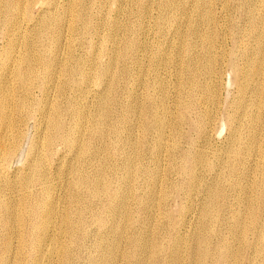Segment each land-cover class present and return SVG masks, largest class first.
<instances>
[{
	"label": "rangeland",
	"instance_id": "obj_1",
	"mask_svg": "<svg viewBox=\"0 0 264 264\" xmlns=\"http://www.w3.org/2000/svg\"><path fill=\"white\" fill-rule=\"evenodd\" d=\"M58 1H23L24 11L13 13L21 18L15 26L21 29L8 36L5 49L0 40V72L6 74L0 96L14 116L20 115L19 100L23 117L32 110L20 127L13 118L2 131L0 156L14 144L17 151L0 161V199L10 202L16 220L6 228L0 207V259L16 264L35 259L38 264H264V0ZM25 54L32 62L41 58L42 80L27 82L34 85L36 104L25 98L14 76L25 68ZM105 92L108 97L102 98ZM55 107L60 127L51 130ZM95 120L102 121L100 126ZM254 123L262 126L251 129ZM29 175L36 180L25 188L21 183ZM45 187V205L54 211L50 224L41 228L49 238L37 248L40 229L19 218ZM25 231L33 236H19Z\"/></svg>",
	"mask_w": 264,
	"mask_h": 264
},
{
	"label": "bare ground",
	"instance_id": "obj_2",
	"mask_svg": "<svg viewBox=\"0 0 264 264\" xmlns=\"http://www.w3.org/2000/svg\"><path fill=\"white\" fill-rule=\"evenodd\" d=\"M23 1L25 2V0H0V6H2V10L0 9V40L1 41H3V45H2V47L5 49V46H4V44H5V41L6 40H8V36H13L14 34H15V32H16V28H15V26L17 25V23H18V21L19 20H17V18L18 17H16V15H14V14H16V13H19L20 11H24V3H23ZM30 1H32V0H30ZM46 1H50L49 3H48V5L49 4H51V2H53V3H55V0H46ZM58 1V0H57ZM72 1V0H71ZM229 1V0H228ZM39 2V1H38ZM73 2H75V0L73 1ZM89 2V1H88ZM161 2V1H160ZM166 2H168V1H166ZM166 2H164V3H166ZM172 2V1H171ZM170 2V3H171ZM30 3V2H29ZM40 3V2H39ZM163 3V2H162ZM170 3H168V4H170ZM227 3V2H226ZM229 3V2H228ZM32 4V3H31ZM88 4V3H87ZM167 4V3H166ZM165 4V5H166ZM196 4V3H195ZM248 4V3H247ZM30 5V4H29ZM38 5V4H37ZM41 5H43V4H41ZM58 5H59V1H58ZM164 5V4H163ZM172 5V4H171ZM222 5H224V4H222ZM228 5V4H227ZM56 6V5H55ZM85 6H87V5H85ZM168 6V5H167ZM166 6V7H167ZM196 5H194V7H195ZM201 6V5H200ZM203 6V5H202ZM201 6V7H202ZM49 7V6H48ZM169 7V6H168ZM198 7V6H197ZM196 7V8H197ZM247 7V6H246ZM30 8V7H29ZM86 8V7H85ZM202 8H204V7H202ZM205 8H206V6H205ZM224 8V7H223ZM27 9H28V7H27ZM42 9V8H41ZM52 9V8H51ZM58 9V8H57ZM77 10H79V13L81 14V13H83V12H81V8L80 7H78V5H77V8H76ZM87 9V8H86ZM147 9V8H146ZM162 9V8H161ZM160 9V10H161ZM169 9H172V8H169ZM169 9H164V12H165V10L167 11H169ZM188 9V8H187ZM200 9V8H199ZM209 9V8H208ZM211 9V8H210ZM225 9V8H224ZM226 9H227V7H226ZM246 9V8H245ZM248 9V8H247ZM250 9V8H249ZM44 10H48L47 8H45ZM56 10V9H55ZM85 10V9H84ZM196 10V9H195ZM207 10V9H206ZM26 11V10H25ZM40 11V10H39ZM86 11V10H85ZM147 11V10H146ZM163 11V10H162ZM192 11H194V9H192ZM205 11V10H204ZM208 11V10H207ZM55 12V11H54ZM88 12V11H87ZM183 12V11H182ZM186 12V11H185ZM189 12V11H188ZM210 12V11H209ZM208 12V13H209ZM218 12V11H217ZM245 12H247V10L245 11ZM14 13V14H13ZM25 13V12H24ZM39 13V12H38ZM47 13V12H46ZM78 13V14H79ZM89 13V12H88ZM145 13H147V12H145ZM187 13V12H186ZM211 13H213V12H211ZM249 13V12H248ZM10 14H12V17H10ZM78 14H76L75 15V18H79V16H78ZM79 14V15H80ZM83 14H85V13H83ZM82 14V15H83ZM183 14V13H182ZM19 15H20V13H19ZM18 15V16H19ZM51 15V14H50ZM146 15V14H145ZM163 15L165 16L166 15V13L164 14L163 13ZM184 15H185V13H184ZM213 15V14H212ZM248 15V14H247ZM37 16H39V15H37ZM84 16V15H83ZM171 16V15H170ZM189 16V15H188ZM207 16V19L209 18L208 17V14L206 15ZM210 16V15H209ZM20 17V16H19ZM42 17V16H41ZM91 17V16H90ZM161 17H162V15H161ZM160 17V18H161ZM169 17V16H168ZM23 18V17H22ZM144 18H146L145 16H144ZM164 18V17H163ZM162 18V19H163ZM166 18V17H165ZM172 18V17H171ZM205 18V17H204ZM18 19H20L21 20V18H18ZM36 19H37V17H36ZM42 19V18H41ZM40 19V20H41ZM167 19V18H166ZM187 19V18H186ZM207 19L205 20V21H207ZM214 19V18H213ZM27 20V19H26ZM34 20V19H33ZM44 20V19H43ZM42 20V21H43ZM90 20V19H89ZM158 20V19H157ZM160 20V19H159ZM159 20H158V22H159ZM188 20H189V17H188ZM193 20V19H192ZM50 21V20H49ZM163 21V20H162ZM170 21H171V19H170ZM169 21V22H170ZM184 21V20H183ZM22 22V21H21ZM30 22V21H29ZM31 22H33V21H31ZM39 22V21H38ZM41 22V21H40ZM45 22V21H44ZM89 22V21H88ZM87 22V23H88ZM165 22V21H164ZM185 22V21H184ZM214 22V21H213ZM162 23V22H161ZM186 23V22H185ZM185 23H183V24H185ZM207 23V22H206ZM23 24V23H22ZM30 24H32V23H30ZM37 24V23H36ZM166 24V23H165ZM168 24V23H167ZM213 24V23H212ZM43 25H44V23H43ZM84 25H85V23H84ZM83 25V26H84ZM92 25V24H91ZM187 25V24H186ZM185 25V26H186ZM18 26V25H17ZM16 26V27H17ZM32 26V25H31ZM35 26V25H34ZM42 26V25H41ZM46 26H47V23H46ZM45 26V28H47ZM50 27H51V25H49ZM82 26V27H83ZM142 26V25H141ZM184 26V25H183ZM192 26V25H191ZM20 26H18V28H19ZM22 27V26H21ZM33 27V26H32ZM39 27H40V24H39ZM44 27V26H43ZM89 27V26H88ZM88 27H87V30L86 31H88ZM91 27V26H90ZM175 27V26H174ZM143 28V27H142ZM178 28V27H177ZM184 28V27H183ZM193 28H194V26H193ZM21 29V28H20ZM19 29V30H20ZM23 29H25V28H23ZM37 29V28H36ZM40 29V28H39ZM95 29V28H94ZM19 30H17V32L19 31ZM41 30V29H40ZM43 30V29H42ZM142 30V29H141ZM140 30V31H141ZM178 30V29H177ZM180 30H182V29H180ZM180 30H178V31H180ZM191 30V29H190ZM193 30V29H192ZM243 30V29H242ZM262 30V29H261ZM34 31H36V30H34ZM33 31V32H34ZM39 31V30H38ZM47 31H48V29H47ZM85 31V30H84ZM173 31V30H172ZM172 31H171V33H172ZM183 32L185 31V30H182ZM125 32V31H124ZM138 32V31H137ZM177 32V31H176ZM197 32V31H196ZM195 32V33H196ZM45 33H46V30H45ZM17 34V33H16ZM24 34H25V32H24ZM139 34V33H138ZM137 34V35H138ZM176 34V33H175ZM182 34V33H181ZM194 34V33H193ZM197 34V33H196ZM260 34H263V31L262 32H260ZM20 35V34H19ZM18 35V36H19ZM136 35V36H137ZM144 35V34H143ZM199 35H201V34H199ZM203 35H205V34H203ZM202 35V36H203ZM43 36V35H42ZM141 36V35H140ZM184 36H185V34H184ZM192 36V35H191ZM190 36V37H191ZM206 36H208V35H205V37ZM15 37H16V35H15ZM41 37V36H40ZM92 37V36H91ZM135 37V36H134ZM170 37H172V36H170ZM179 37V36H178ZM201 37V36H200ZM234 37H235V35H234ZM14 38V37H13ZM202 38V37H201ZM209 38V37H208ZM134 39V38H133ZM138 39V38H137ZM176 39V38H175ZM135 40V39H134ZM169 40V39H168ZM171 40V39H170ZM179 40V39H178ZM208 39H206V41H207ZM132 41V40H131ZM203 42V41H202ZM172 43V42H171ZM179 43V42H178ZM207 43V42H206ZM141 44V43H140ZM143 45V44H142ZM171 45H174V42H173V44H171ZM186 45V44H185ZM177 46V45H176ZM189 46V45H188ZM187 46V47H188ZM139 47V46H138ZM171 47V46H170ZM186 47V48H187ZM2 48V49H3ZM141 48H142V46H141ZM172 49V48H171ZM206 49V48H205ZM130 50V49H129ZM139 50H140V48H139ZM186 50V49H185ZM189 50V49H188ZM204 50V49H203ZM120 51V50H119ZM169 51V50H168ZM118 52V51H117ZM140 52H143V51H140ZM203 52H205V51H203ZM119 53V52H118ZM128 53V52H127ZM138 53V52H137ZM172 53V52H171ZM205 53H207V52H205ZM1 55H3V54H1ZM6 55V54H5ZM116 55V54H115ZM207 55V54H206ZM112 56H113V54H112ZM119 56V55H118ZM126 56H128V55H126ZM42 57V56H41ZM204 57H205V55H204ZM192 58V57H191ZM195 58V57H194ZM206 58V57H205ZM208 58V57H207ZM21 59V58H20ZM116 59V61H117V58H115ZM190 59V58H189ZM204 59V58H203ZM42 60H43V58H42ZM84 59H82V61H83ZM110 60V59H109ZM141 60V59H140ZM139 60V61H140ZM192 60V59H191ZM195 60V59H194ZM200 60V59H199ZM207 60V59H206ZM17 61H19V60H13V63H15V62H17ZM21 61V60H20ZM47 61H49V60H47ZM77 61V60H76ZM80 61V60H79ZM138 61V62H139ZM209 61V60H208ZM207 61V62H208ZM84 62V61H83ZM112 61H109V63L107 62L106 64H109V66H111V63ZM159 62V61H158ZM188 62H189V60H188ZM187 62V63H188ZM205 62V61H204ZM21 63H25L26 64V66H25V68H23L22 70L21 69H17L16 71H15V73H14V76H15V79H16V81L21 85V87H22V89L24 90V93H25V98H28V100H29V103L30 104H36L34 101H35V96H34V91H33V88H34V85H30L29 87H27V82L28 81H30V80H37L38 81V79H40V80H42V78H40L39 77V72L37 71L38 69V67L39 66H37L38 64H41L42 65V63H41V58L40 57H38V58H36L33 62H32V60H31V58L29 57V55L28 54H25L23 57H22V61H21ZM75 63V62H74ZM116 63V62H115ZM140 63V62H139ZM138 63V64H139ZM191 63V62H190ZM207 64V63H206ZM206 64H204V65H206ZM45 65V64H44ZM69 65H71V64H69ZM72 65H74V64H72ZM115 65V64H114ZM190 65V64H189ZM16 66V65H15ZM19 67H20V65H18ZM47 66H49L48 64H47ZM53 66V65H52ZM113 66V65H112ZM43 67V66H42ZM41 67V68H42ZM45 67V66H44ZM43 67V68H44ZM77 67V66H76ZM108 67V66H107ZM106 67V68H107ZM120 67V66H119ZM155 67V66H154ZM160 67V66H159ZM190 67V66H189ZM195 67V66H194ZM203 67V66H202ZM7 68V67H6ZM47 67H45V69H46ZM121 68V67H120ZM8 69V68H7ZM83 69V68H82ZM187 69V68H186ZM204 69V68H203ZM80 70H81V68H80ZM207 70V69H206ZM205 70V71H206ZM72 71V70H71ZM70 70L68 71L69 72V75H70V77H72V75H73V71L71 72ZM105 71V70H104ZM186 71V70H185ZM204 71V70H203ZM4 72V71H3ZM6 72L8 73V71L6 70ZM77 72H79V71H77ZM77 72H75V73H77ZM83 72V71H82ZM191 73V72H190ZM78 74V73H77ZM79 74H80V76L81 75H84V74H81L80 72H79ZM193 75H194V73H193ZM196 75V74H195ZM77 76V75H76ZM113 76V75H112ZM111 76V77H112ZM137 76V75H136ZM8 77V76H7ZM84 77H86V76H84ZM110 77V78H111ZM80 78H82V76L80 77ZM79 78V79H80ZM194 78V77H193ZM2 79H4V81H2ZM78 79V80H79ZM85 79V78H84ZM158 79V78H157ZM188 79V78H187ZM196 79V78H195ZM197 79H199V78H197ZM50 80V79H49ZM71 80H72V78H71ZM112 80V79H111ZM188 80H191V79H188ZM2 81V82H1ZM81 81V80H80ZM85 81V80H84ZM109 81V80H108ZM5 82H6V74L5 73H2V72H0V86H3L4 84H5ZM50 82V81H49ZM71 82V81H70ZM193 82H194V80H193ZM193 82H191V83H193ZM199 82V81H198ZM45 83V82H44ZM109 83H111V82H109ZM108 83V84H109ZM154 83V82H153ZM189 83H190V81H189ZM201 83V82H200ZM151 84H152V82H151ZM195 84V86L197 85L196 84V82L194 83ZM49 85V84H48ZM51 85V84H50ZM49 85V87H51ZM110 85V84H109ZM44 86V85H43ZM201 86H203V85H201ZM204 86H206V85H204ZM46 87V86H45ZM88 87V86H87ZM86 87V88H87ZM152 87V86H151ZM192 87H194V86H192ZM189 88V87H188ZM201 88V87H200ZM207 88V87H206ZM108 89V88H107ZM107 89H105V90H107ZM109 89H110V87H109ZM108 89V90H109ZM203 89V88H202ZM38 90H39V88H38ZM152 90V89H151ZM208 90V89H207ZM206 90V91H207ZM45 91V90H44ZM149 91H150V89H149ZM190 91H191V89H190ZM205 91V92H206ZM42 92H43V90H42ZM46 92V91H45ZM107 92H109V91H107ZM146 92V91H145ZM194 92V91H193ZM200 92H201V90H200ZM203 92V91H202ZM207 92H209V91H207ZM211 92V91H210ZM0 93H1V88H0ZM45 94V93H44ZM86 94V93H85ZM105 95H102L101 97L103 98V96H105V97H108V96H106V92L104 93ZM147 94V93H146ZM192 94V93H191ZM197 94H199V93H197ZM201 94V93H200ZM199 94V95H200ZM207 94H210V93H207ZM206 94V95H207ZM37 95V94H36ZM39 95V94H38ZM108 95V94H107ZM137 95V94H136ZM202 95V94H201ZM200 95V96H201ZM204 95V94H203ZM146 96V95H145ZM148 96V95H147ZM146 96V97H147ZM208 96V95H207ZM206 96V97H207ZM42 97V96H41ZM138 97H139V95H138ZM140 97H141V95H140ZM139 97V98H140ZM145 97V98H146ZM202 97V96H201ZM150 98H151V96H150ZM160 98V97H159ZM162 98V97H161ZM106 99V98H105ZM135 99H136V97H135ZM43 100V99H42ZM69 100V99H68ZM81 101V100H80ZM102 101H104L103 99H102ZM43 102V101H42ZM82 102V101H81ZM100 102H101V100H100ZM83 103V102H82ZM85 103V102H84ZM104 104V103H103ZM45 105H46V103L44 102V103H41V104H39L38 105V108H40V110H41V108L42 109H44L45 108ZM57 105V104H56ZM59 105V104H58ZM80 105V104H79ZM82 105H84V104H82ZM86 105H87V103H86ZM102 104H100V105H98L99 106V109L98 110H100L101 108H100V106H101ZM81 106V105H80ZM95 106V105H94ZM97 106V107H98ZM48 106H46V108H47ZM50 107H54V106H50ZM76 107V106H75ZM78 107V106H77ZM76 107V108H77ZM96 107V108H97ZM126 107V106H125ZM24 108H25V106H24V103H23V101L22 100H19V102H18V113L20 114L19 116H14L13 114H12V112L9 110V108H8V106H7V104H6V102H5V100L0 96V143L2 142V131H3V127L8 123V125L10 126L11 124H10V120L11 119H13V118H15V119H17L18 120V127H20V123H22V122H24V120L25 119H27V118H30V116H31V114H32V110H31V113H28L27 114V116L26 117H23L22 116V112H23V110H24ZM51 108V109H52ZM138 108V107H137ZM72 109V108H71ZM94 109V108H93ZM197 109V108H196ZM52 110H54V113H53V116H52V118L51 117H49V118H51V120H52V125H51V130H54V129H57L58 127H60V125H59V118H60V112H59V110L60 109H57L56 107H55V109H52ZM67 110V109H66ZM85 110V109H84ZM87 110V109H86ZM97 110V109H96ZM137 110V109H136ZM140 110V109H139ZM79 111V110H78ZM94 111V110H93ZM92 111V112H93ZM102 111H103V109H102ZM83 112V111H82ZM81 112V113H82ZM95 112V111H94ZM104 112V111H103ZM103 112H98V113H103ZM140 113H141V111H139ZM41 113H45L46 114V111H41ZM61 113H63V112H61ZM74 113V112H73ZM95 113H97V112H95ZM151 113V112H150ZM149 113V114H150ZM49 114H51V113H49ZM67 114V113H66ZM75 114H78V113H75ZM84 114V113H83ZM94 114V113H93ZM92 114V115H93ZM144 114V113H143ZM62 115H64V114H62ZM74 115V114H73ZM78 115H80V114H78ZM90 115V114H89ZM91 115V116H92ZM98 115V114H97ZM96 115V118L99 116V117H101L100 115H98L97 116ZM75 116V115H74ZM94 116V115H93ZM140 116H141V114H140ZM144 116V115H143ZM36 117V116H35ZM41 117V116H40ZM44 117H46V116H44ZM48 117V116H47ZM66 117V116H65ZM77 117V116H76ZM86 117V116H85ZM85 117H83V120H84V118ZM88 117V116H87ZM86 117V118H87ZM138 117V116H137ZM136 117V118H137ZM145 117V116H144ZM79 118V117H78ZM35 119V118H34ZM48 119V118H47ZM74 119V118H73ZM77 119V118H76ZM95 119V118H94ZM138 119H140V118H138ZM36 120H37V118H36ZM61 120V119H60ZM71 120H72V117H71ZM104 120V119H103ZM145 120V119H144ZM147 120V119H146ZM152 120V119H151ZM32 121V120H31ZM44 121V120H43ZM73 121V120H72ZM76 121V120H75ZM95 122H97V123H99L98 121H96L95 120ZM94 122V123H95ZM35 123V122H34ZM44 123V122H43ZM46 123V122H45ZM97 123L96 124H93V126L95 125H97ZM100 123H102V121L100 122ZM100 123H99V126H100ZM36 124V123H35ZM41 124H42V122H41ZM61 124V123H60ZM114 124V123H113ZM116 124H118V123H116ZM40 125V124H39ZM49 125V124H48ZM71 125V124H70ZM77 125V124H76ZM23 126V125H22ZM35 126V125H34ZM45 126V125H44ZM69 126V125H68ZM73 126V125H72ZM114 126V125H113ZM262 126V124H256V123H254V124H252V126H251V129H253L254 127H261ZM37 127V126H36ZM39 127V126H38ZM97 127V126H96ZM154 127V126H153ZM46 128H48V129H50L49 127H46ZM114 128V127H113ZM160 128V127H159ZM35 129H37V128H35ZM44 129V128H43ZM60 129V128H59ZM96 129V128H95ZM99 128H97V130H98ZM110 129V128H109ZM154 129V128H153ZM63 130V129H62ZM71 130V129H70ZM80 130V132H81V129H79ZM94 130V129H93ZM111 130H112V128H111ZM110 130V131H111ZM160 130H162L161 128H160ZM46 131V130H45ZM58 131V130H57ZM74 131H76V130H74ZM95 131V130H94ZM98 131H100V130H98ZM97 131V132H98ZM102 131H103V129H102ZM107 131H108V129H107ZM109 131V132H110ZM156 131H157V129H156ZM23 132V131H22ZM93 132V131H92ZM101 132V131H100ZM112 132V131H111ZM160 132H162V131H160ZM20 133V132H19ZM46 133V132H45ZM71 133V135H72V132H70ZM83 133V132H82ZM54 134H55V132H54ZM79 134H81V133H79ZM94 134V133H93ZM99 134V133H98ZM158 134V133H157ZM22 135V134H21ZM49 135V134H48ZM75 135V134H74ZM62 136V135H61ZM67 136V135H66ZM82 136V135H81ZM103 136V135H102ZM20 137V136H19ZM52 137V136H51ZM50 137V138H51ZM64 137V136H63ZM69 137H70V135H69ZM98 137V136H97ZM113 137V136H112ZM47 136H46V140H47ZM58 138V137H57ZM114 138V137H113ZM49 139V138H48ZM110 139V138H109ZM53 140H54V137H53ZM111 140V139H110ZM237 140V139H236ZM65 141V140H64ZM74 141V140H73ZM112 141H114L113 139H112ZM126 141V140H125ZM51 142H52V140L51 139H49V141H48V144H51ZM55 142V141H54ZM62 142H63V140H62ZM61 142V143H62ZM72 142V141H71ZM12 143H16V141L15 140H13V142ZM112 143V142H111ZM118 143H119V141H118ZM17 144V143H16ZM102 144H103V142H102ZM110 144V143H109ZM18 145V144H17ZM32 145H34V144H32ZM36 145V144H35ZM114 145V144H113ZM245 147H247V149L249 148V150L252 148L251 147V145L248 143V142H246L245 144ZM20 146V145H19ZM69 146H70V143H69ZM73 146V145H72ZM15 147H17L15 144L13 145V149L8 153V154H6V155H1L0 156V161L1 162H6L12 155H13V153H15V152H13L14 151V149H15ZM53 147V146H52ZM85 147V146H84ZM116 147V146H115ZM126 147V146H125ZM83 148V147H82ZM128 148V147H127ZM85 149V148H84ZM82 149H80V151H81ZM49 151V150H48ZM79 151V152H80ZM246 151H248V150H246ZM251 151V150H250ZM83 152V151H82ZM247 154H248V152H247ZM249 155V154H248ZM262 155V154H261ZM262 157V156H261ZM36 160V158L34 159V161ZM131 161V160H130ZM33 162V161H32ZM39 161H37L36 160V163H35V165L38 163ZM128 162V161H127ZM132 162V161H131ZM129 163V164H132V163ZM137 163V162H136ZM136 163H135V165H136ZM32 164V163H31ZM33 164H34V162H33ZM126 164V163H125ZM197 164V163H196ZM200 164H202V163H200ZM123 165V164H122ZM135 165H133V166H135ZM198 165V164H197ZM124 166V165H123ZM129 166V165H128ZM141 166V165H140ZM33 168H36V167H34V165H33ZM80 168V167H79ZM99 168V167H98ZM128 168V167H127ZM133 168V167H132ZM136 168V167H135ZM50 169V168H49ZM76 169V168H75ZM74 169V170H75ZM102 169V168H101ZM126 169V168H125ZM124 169V170H125ZM138 169V168H137ZM146 169V168H145ZM31 170V169H30ZM105 170V169H104ZM136 170V169H135ZM32 171H34V170H32ZM32 171H30V173L32 172ZM123 171V170H122ZM129 171H130V169H129ZM128 170H127V172H125V173H127V175L129 174L128 172H129ZM132 171V170H131ZM73 172V171H72ZM99 172H102V171H99ZM124 172V171H123ZM136 172H137V170H136ZM135 172V173H136ZM142 172H144V171H142ZM29 173V174H30ZM37 173V172H36ZM138 173V172H137ZM32 175H33V173H31ZM30 174V175H31ZM43 174V173H42ZM79 174V173H78ZM121 174V173H120ZM155 174V173H154ZM28 176L26 179H24L23 181H22V186H24L25 188H30L32 185H33V183H34V181L36 180V177H34L33 178V176ZM40 175V174H39ZM73 175V174H72ZM96 175V174H95ZM103 175V174H102ZM124 175H126V174H124ZM135 175V174H134ZM145 175V174H144ZM38 176V175H37ZM43 175H41V177H42ZM85 176V175H84ZM87 176V175H86ZM123 176V175H122ZM136 176H138V174L137 175H135V177ZM92 177V176H91ZM99 177V176H98ZM156 177V176H155ZM44 178V177H43ZM81 178V177H80ZM97 178V177H96ZM105 178V177H104ZM114 178V177H113ZM125 178V177H124ZM126 178H128V177H126ZM129 178H131V177H129ZM128 178V180H130ZM158 178V177H157ZM39 179V178H38ZM42 179V178H41ZM100 179H102V178H100ZM120 179V178H119ZM118 179V180H119ZM151 179V178H150ZM89 180H90V178H89ZM103 180V179H102ZM105 180V182H103V183H106V179H104ZM153 180V179H152ZM154 180H155V178H154ZM158 180V179H157ZM40 181V180H39ZM96 181V180H95ZM97 181H100V180H97ZM96 181V182H97ZM117 181V180H116ZM122 181H123V179H122ZM156 181V180H155ZM154 181V182H155ZM119 182H120V180H119ZM117 183H118V181H117ZM153 183V182H152ZM95 184V183H94ZM99 184V183H98ZM98 184L97 185H95V186H98ZM130 183H128L127 185H129ZM155 184H157V182H155ZM87 185V184H86ZM91 185H92V183H91ZM102 185V184H101ZM100 184H99V186H101ZM103 185H105V184H103ZM110 186V185H109ZM111 186H112V184H111ZM121 186V185H120ZM119 186V187H120ZM145 186V185H144ZM88 187V186H87ZM93 187V186H92ZM103 187V186H102ZM98 188V187H97ZM94 189V188H93ZM123 189V188H122ZM129 189V188H128ZM127 189V190H128ZM137 189V188H136ZM100 190V189H99ZM126 190V191H127ZM83 191V190H82ZM96 191V190H95ZM110 191V190H109ZM114 191H115V189H114ZM136 191V190H135ZM144 191V190H143ZM48 192V188H46L45 187V189H43V191H41V192H39L38 194H37V197H36V204L34 205V206H30V205H25V207H26V212H25V215H21L20 216V220L22 221L25 217L28 219V221L31 223V225H32V227L34 228V229H36V230H38V229H40V230H38L37 231V233H36V235H35V238H36V240H35V246L37 247V248H39V247H41L42 245H43V243H44V240H45V238H47V236L49 235V231H45V230H42L41 228H43L44 226H46V225H49L50 224V221H51V213H53V211H54V208L51 206V204L50 205H45V193H47ZM90 192V191H89ZM128 192V191H127ZM147 192V191H146ZM71 193V192H70ZM107 193V192H106ZM120 193V192H119ZM94 194H95V192H94ZM117 194V193H116ZM115 194V195H116ZM129 194V193H128ZM107 195V194H106ZM126 195V194H125ZM92 196H94V195H92ZM97 196V195H96ZM101 196V195H100ZM104 196V195H103ZM110 196V195H109ZM117 197V196H116ZM116 197H114V198H116ZM95 198V197H94ZM108 198V197H107ZM125 198V197H124ZM169 198V197H168ZM167 198V199H168ZM109 199V198H108ZM127 199V198H126ZM150 199V198H149ZM148 199V200H149ZM89 200H92V199H89ZM124 200V199H123ZM127 201V200H126ZM140 201V200H139ZM152 201V200H151ZM121 202V201H120ZM149 202V201H148ZM153 202V201H152ZM109 203V202H108ZM124 203V202H123ZM129 203H130V201H129ZM143 203V202H142ZM150 203V202H149ZM154 204V203H153ZM152 204V205H153ZM107 205V204H106ZM97 206H99V205H97ZM0 207L1 208H3L4 209V214H5V219H4V225H5V227L6 228H9V227H11L12 226V224H13V222L16 220V217L11 213V211H10V208H11V205H10V202H8V201H5V200H2V199H0ZM112 207V206H111ZM126 207V206H125ZM149 207H151V206H149ZM149 207H147V208H149ZM113 209V208H112ZM124 209V208H123ZM150 209V208H149ZM148 209V210H149ZM72 210V209H71ZM79 210V209H78ZM139 210V209H138ZM151 210V209H150ZM75 211V210H74ZM73 211V212H74ZM100 211V210H99ZM115 211V210H114ZM65 212V211H64ZM73 212H71V213H73ZM111 212V211H110ZM123 212V211H122ZM126 212V211H125ZM149 212V211H148ZM82 213V212H81ZM116 213V212H115ZM119 213V212H118ZM146 213V212H145ZM74 214V213H73ZM72 214V215H73ZM87 214V213H86ZM101 214V213H100ZM117 214V213H116ZM126 214V213H125ZM148 214V213H147ZM209 215V214H208ZM211 215V214H210ZM209 215V216H210ZM125 216H127V215H125ZM135 216H136V214H135ZM212 216V215H211ZM77 217H78V215H77ZM206 217V216H205ZM214 217V216H213ZM62 218H63V216H62ZM99 218V217H98ZM119 218V217H118ZM123 218V217H122ZM127 218V217H126ZM209 218V217H208ZM64 219V218H63ZM62 219V220H63ZM97 219V218H96ZM120 219V218H119ZM119 219H117V220H119ZM213 219V218H212ZM212 219H210V220H212ZM264 219V218H263ZM262 219V220H263ZM76 220V219H75ZM82 220H84V218L82 219ZM94 220V219H93ZM131 220V219H130ZM216 220V219H215ZM218 220V219H217ZM99 221V220H98ZM103 221V220H102ZM120 221V220H119ZM243 221V220H242ZM95 222V221H94ZM144 222V221H143ZM216 222V221H215ZM261 222V221H260ZM52 223V222H51ZM97 223V222H96ZM115 223V222H114ZM121 223V222H120ZM138 223V222H137ZM78 224V223H77ZM144 224V223H143ZM112 225V224H111ZM145 225V224H144ZM117 226H118V224H117ZM116 226V227H117ZM122 225H120V227H121ZM126 226V225H125ZM211 226V225H210ZM235 226H237V225H235ZM104 227H105V225H104ZM108 227V226H107ZM113 228V227H112ZM124 229H126L125 227H123ZM117 229H119V228H117ZM246 229H247V226H246ZM114 230V229H113ZM121 230V229H120ZM107 231V230H106ZM123 231V230H122ZM245 231H247V230H245ZM244 231V232H245ZM261 232V231H260ZM28 233H30V232H28ZM28 233H27V231H25V232H22V233H20V235L19 236H22L23 238H26L27 236H28ZM110 233V232H109ZM114 233V232H113ZM121 233V232H120ZM128 233V232H127ZM31 235H32V232L30 233ZM122 234V233H121ZM84 235V234H83ZM87 235V234H86ZM244 235V234H243ZM33 236V235H32ZM104 236V235H103ZM109 236V235H108ZM221 237V236H220ZM48 238H49V236H48ZM82 238V237H81ZM119 238H120V236H119ZM81 240V239H80ZM121 240V239H120ZM220 240H221V238H220ZM219 240V241H220ZM123 241V240H122ZM132 244H133V240H132ZM118 245V244H117ZM134 245V244H133ZM132 245V246H133ZM137 246V245H136ZM258 246V245H257ZM36 248V249H37ZM135 248H137V247H135ZM96 249V248H95ZM132 249H134V246H133V248ZM110 251V250H109ZM132 251V250H131ZM98 252H99V250H98ZM137 252V251H136ZM133 253H134V251H133ZM114 254V253H113ZM204 254V253H203ZM202 254V256H204L205 257V255H203ZM131 255V254H130ZM207 255V254H206ZM134 257V256H133ZM35 259V258H34ZM132 259V258H131ZM205 259V258H204ZM137 260V259H136ZM10 260L9 259H3V258H1L0 259V264H9L8 262H9ZM37 262H39V259H35L34 261H33V264H38ZM109 262V261H108ZM10 263L11 264H16V263H13V262H11L10 261Z\"/></svg>",
	"mask_w": 264,
	"mask_h": 264
}]
</instances>
